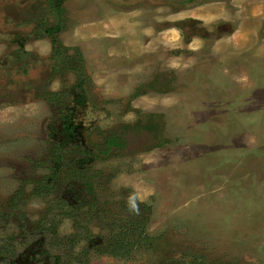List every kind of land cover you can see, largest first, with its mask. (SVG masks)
<instances>
[{"label": "rangeland", "instance_id": "1", "mask_svg": "<svg viewBox=\"0 0 264 264\" xmlns=\"http://www.w3.org/2000/svg\"><path fill=\"white\" fill-rule=\"evenodd\" d=\"M60 2L0 0V264H264V0Z\"/></svg>", "mask_w": 264, "mask_h": 264}, {"label": "trees", "instance_id": "2", "mask_svg": "<svg viewBox=\"0 0 264 264\" xmlns=\"http://www.w3.org/2000/svg\"><path fill=\"white\" fill-rule=\"evenodd\" d=\"M61 1H64V0H61ZM60 4H61L60 0H57V5L60 6ZM116 140L117 139L112 138L108 142H109L110 145H114L115 143H118ZM57 151L59 153L61 152V147L60 146L57 147ZM58 155H59L58 160H60V154H58ZM55 164L58 165L59 162H55ZM71 210H73V209H71ZM124 233H125L126 237H130L132 242L127 241L128 238H122L121 240L118 239L119 241H115V243L112 245V248H111V251H112V253L114 255H126V254H129L130 249L132 247V244L136 242L135 241L136 238H133V236H134L133 233H131L130 231H125ZM138 240H140V239H138Z\"/></svg>", "mask_w": 264, "mask_h": 264}, {"label": "flooded vegetation", "instance_id": "3", "mask_svg": "<svg viewBox=\"0 0 264 264\" xmlns=\"http://www.w3.org/2000/svg\"><path fill=\"white\" fill-rule=\"evenodd\" d=\"M47 97V96H46ZM63 142H65V140L63 139L62 140ZM61 142V141H60ZM57 147L58 146H55V151L56 152H53V155H54V163L55 162H59V164L61 163V159H62V157L60 156V160H58V157H59V155L58 154H60L58 151H57ZM62 149V148H61ZM56 155V156H55ZM57 160V161H56ZM91 184V183H90ZM45 186V185H44ZM43 186V187H44ZM74 193H77L76 191H74ZM72 194L73 195V197H71V195L68 197V198H70V199H68L67 200V203L69 204V205H65V207H66V209L64 208V206H63V209L64 210H71V209H73V210H76V209H80L81 207H82V204H81V200H82V198H83V196H80L79 194ZM75 196V197H74ZM19 197V196H18ZM18 197H16V199H18ZM17 203H15V205H16ZM83 208V207H82ZM94 208H97L96 206L94 207ZM125 232V231H124ZM123 232V238H127L126 236H125V233ZM130 238V237H129ZM119 240H121L120 238H119ZM130 242H132L131 240H129ZM27 263L28 264H30V261H27ZM27 263H24V264H27Z\"/></svg>", "mask_w": 264, "mask_h": 264}]
</instances>
